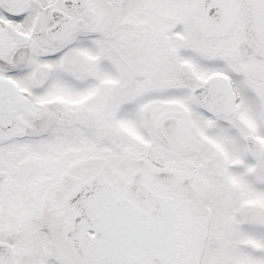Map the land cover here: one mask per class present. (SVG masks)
Returning <instances> with one entry per match:
<instances>
[{"label":"snow or ice","instance_id":"1","mask_svg":"<svg viewBox=\"0 0 264 264\" xmlns=\"http://www.w3.org/2000/svg\"><path fill=\"white\" fill-rule=\"evenodd\" d=\"M0 264H264V0H0Z\"/></svg>","mask_w":264,"mask_h":264}]
</instances>
